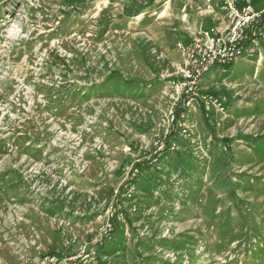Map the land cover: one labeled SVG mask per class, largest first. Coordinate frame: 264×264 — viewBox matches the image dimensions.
Masks as SVG:
<instances>
[{
    "label": "rangeland",
    "instance_id": "rangeland-1",
    "mask_svg": "<svg viewBox=\"0 0 264 264\" xmlns=\"http://www.w3.org/2000/svg\"><path fill=\"white\" fill-rule=\"evenodd\" d=\"M223 6L0 0V264H264V36L179 84Z\"/></svg>",
    "mask_w": 264,
    "mask_h": 264
},
{
    "label": "built area",
    "instance_id": "built-area-1",
    "mask_svg": "<svg viewBox=\"0 0 264 264\" xmlns=\"http://www.w3.org/2000/svg\"><path fill=\"white\" fill-rule=\"evenodd\" d=\"M223 5L229 18L228 26L223 31L211 29L203 39H195L183 48L184 62L179 84L187 104L200 99L223 110L217 96L200 93L201 80L214 66L233 64L246 51V43L264 36V23L258 25L264 15V0H223ZM106 230L111 231L110 224Z\"/></svg>",
    "mask_w": 264,
    "mask_h": 264
},
{
    "label": "trees",
    "instance_id": "trees-1",
    "mask_svg": "<svg viewBox=\"0 0 264 264\" xmlns=\"http://www.w3.org/2000/svg\"><path fill=\"white\" fill-rule=\"evenodd\" d=\"M264 23V15L262 16L261 20L259 21V26H261L262 24ZM230 65H228L226 68H228ZM184 97V96H183ZM185 99L182 100V102L178 103L177 106L175 107L174 109V118L172 120V125L174 127H176L178 125V123H180L181 121V117H182V112H183V109H185L184 105L182 103H184ZM184 101V102H183ZM170 136H172V131L169 132ZM231 139H228L226 140L225 142H229ZM227 150H229V147H227ZM139 167H142L143 166V163H140L138 165ZM138 176V171L133 174V176L131 177V179L129 181H127L126 183H124V185H122V188H124L125 185H130L133 181H134V177H137ZM119 213V211L116 209H114L112 211V215L111 217L109 218V223L112 224V221H113V218ZM115 231V227H112L111 228V232H114Z\"/></svg>",
    "mask_w": 264,
    "mask_h": 264
},
{
    "label": "bare ground",
    "instance_id": "bare-ground-1",
    "mask_svg": "<svg viewBox=\"0 0 264 264\" xmlns=\"http://www.w3.org/2000/svg\"><path fill=\"white\" fill-rule=\"evenodd\" d=\"M213 78V77H212ZM212 78H211V80H212Z\"/></svg>",
    "mask_w": 264,
    "mask_h": 264
}]
</instances>
